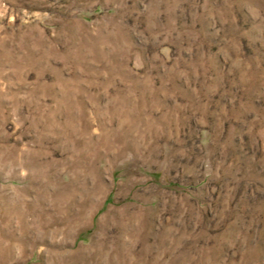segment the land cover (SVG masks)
I'll return each mask as SVG.
<instances>
[{
	"label": "rangeland",
	"instance_id": "obj_1",
	"mask_svg": "<svg viewBox=\"0 0 264 264\" xmlns=\"http://www.w3.org/2000/svg\"><path fill=\"white\" fill-rule=\"evenodd\" d=\"M0 264H264V0H0Z\"/></svg>",
	"mask_w": 264,
	"mask_h": 264
}]
</instances>
